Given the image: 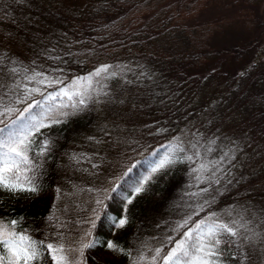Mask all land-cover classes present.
Listing matches in <instances>:
<instances>
[{
    "label": "trees",
    "instance_id": "trees-1",
    "mask_svg": "<svg viewBox=\"0 0 264 264\" xmlns=\"http://www.w3.org/2000/svg\"><path fill=\"white\" fill-rule=\"evenodd\" d=\"M216 1L223 2V0H26L24 3H17L16 0H0V9L11 8L16 16L14 20L17 21L15 23L0 14L1 35H5L4 29L10 28L13 33L7 35L16 42L14 48L17 55L27 57L29 60V56L43 60L46 63L45 68L55 72L60 79L55 86L46 88L31 102L25 103L14 118L0 123V158L6 153L14 155L9 153V146L27 136L31 141L28 151L30 162L28 165L22 164L21 168L28 169L25 174L32 179L37 191L46 193L51 190V184L55 179L66 180L74 167L72 163L77 159L81 149L83 151L80 145L89 138L85 133L89 132L91 127L98 129L105 119L104 104L101 102L97 104L95 100L92 102L93 99L88 100L93 87L88 84L87 87L80 85L78 88L80 80L87 79L102 66L112 68L125 65L128 68L114 77L107 74L108 71L97 76L94 81L98 88L119 84L124 78L134 76L136 71L133 67L152 68L160 73L161 81L163 79L164 83L178 85L175 92L182 93L185 95L184 98L188 97L186 103L190 104L192 113L196 115L187 120L184 127L186 124L198 123L197 119L202 126L206 113L211 110L219 122L217 129L227 127L228 122H233L237 132L264 142V66L258 65L259 61H255L245 72L233 76L221 70L227 52L213 48L212 38L219 28L207 20L211 5ZM230 3L233 7L235 5V8L245 9L246 13L252 14L263 7L264 0H230ZM41 21H46V25H50L47 26L48 30L43 29V25L39 23ZM258 29H264V26H259ZM38 44L40 49L36 51L35 46ZM209 64L213 66L208 72L202 71L204 72L202 75L201 69ZM247 87L250 88L247 90ZM178 88L181 89L177 91ZM237 89L239 91H236ZM182 90L185 92H181ZM66 100L70 101V106L62 105ZM40 125L44 126L39 127L37 131L36 127ZM46 139L50 146L41 154ZM161 146L127 167L115 181L113 192L108 194V198L101 206L102 212L96 228V234L100 236L95 237L98 245L104 247L109 242L117 245L116 250L119 254H124L125 258L130 257L131 261L128 264H162L169 252L166 243L157 250L151 248L142 250L139 244L134 249L130 246L137 242V235L155 230L158 219L167 221L174 216L175 213L168 215L172 211L170 206L168 209L165 208L169 200L167 195L177 188V184L185 182L189 174L188 156L191 153L188 154L185 147L178 142H169ZM247 152L246 148L242 161H252L254 158V154L248 157ZM162 160H168L170 163L164 169L153 172ZM156 175L160 176L159 182L164 183L160 187H154L152 184V179ZM164 176L168 178L163 179ZM252 179L260 186L264 185V172L263 175ZM253 185L256 184L250 180L245 186L238 188L241 190L247 187L245 190H248ZM137 188H141L142 191L137 193ZM233 191H237V194L234 195ZM233 191L231 194L234 196L225 193L221 195L217 204H228L235 198L242 197L243 189L240 193L238 190ZM152 192L155 195L162 194V199L159 198L157 202L152 203L150 195ZM226 195L228 196L224 197ZM260 195L258 193L250 195L249 200L253 201ZM48 201L49 198L40 196L31 199L25 206L15 207L14 204H10L11 206L6 209L8 223L12 220L17 221L14 227L11 225V229L16 233L23 232L36 242L34 247L38 249L40 255L36 261H30L29 264H53L52 253L47 249V242L42 235L43 230L47 229L41 228L42 218L46 214V209L41 207V203ZM123 218H127V223L120 227L119 220ZM188 228L189 226L185 230ZM206 233L207 230L203 232L206 236L204 241L191 239L187 243L195 245L218 238L221 242L215 246L217 254L210 257L212 264H243L235 253L231 244L232 236L229 233L223 229L217 230L213 237H208ZM144 250L148 252L142 256ZM0 259L3 260V264H8L6 249L0 251ZM87 261L95 263L96 256H87Z\"/></svg>",
    "mask_w": 264,
    "mask_h": 264
},
{
    "label": "rangeland",
    "instance_id": "rangeland-1",
    "mask_svg": "<svg viewBox=\"0 0 264 264\" xmlns=\"http://www.w3.org/2000/svg\"><path fill=\"white\" fill-rule=\"evenodd\" d=\"M235 7L230 0L216 1L207 15V20L219 28L212 38V46L227 52L221 70L230 76L245 72L255 61L264 66V29H258L264 26V5L252 14ZM13 12L11 8L0 9L2 16L16 23ZM39 23L48 30L50 25H46V21ZM4 30L5 35L0 32V123L14 118L25 103L60 81L55 72L45 68L43 60L30 56L29 60L17 55L14 48L16 42L7 35L12 32L11 29ZM35 47L36 51L40 49L39 44ZM212 66L207 65L201 72H208ZM109 68L107 74L114 77L128 67ZM133 69L136 71L134 76L107 87L98 88L94 81V78L106 73L104 71L96 75V70L87 79L78 82V88L88 84L94 88L88 100L104 104L103 124L98 129L91 127L85 133L89 138L80 145L83 151L81 149L72 163L74 167H71L70 175L66 180L55 179L50 191L42 194L39 190L9 192L0 188V223L11 228L6 210L10 204L25 206L31 199L44 196L49 201L41 203V207L46 209L41 228L47 229L42 234L47 245L63 246L68 256L75 261L82 260V264H128L130 257L125 258L119 251L109 249L107 243L104 247L98 245L95 237L100 236L96 234V228L101 206L127 167L160 145L178 142L191 155L188 156L189 174L185 182L177 184V188L167 195L169 200L165 208L170 206L172 209L168 215L175 214L167 221L158 219L156 230L137 235V242L130 245L131 248L139 244L142 250H157L166 243L171 251L177 243L186 240L188 232H192V239L204 241L206 236L203 232L208 231L209 225L227 224L236 232L235 236L231 235V244L241 262L264 264V185L260 186L252 179L264 172V142L237 132L233 122L217 129L219 122L211 110L206 113L202 126L197 119L198 123L184 127L185 122L196 115L186 103L188 97L175 92L177 86L174 84L161 81L160 73L154 69ZM57 105L61 106L60 103ZM62 105L67 107L71 103L66 100ZM246 148L248 157L254 154L252 161H242ZM4 158L5 155L0 160ZM166 178L168 176L163 177ZM152 180L154 187L164 184L159 182L160 176L156 175ZM250 180L256 185L248 190L243 188L242 192L238 187L245 186ZM233 190H240L244 197L241 195L228 204H217L221 195L230 194ZM256 193L261 194L260 197L249 200L250 195ZM150 195L152 203L162 199V194L152 192ZM197 225H200L199 229ZM84 243H91L92 247L84 249L81 258L78 250ZM1 250H5L2 245ZM147 252L144 250L142 256ZM90 255L96 256L95 263L87 261Z\"/></svg>",
    "mask_w": 264,
    "mask_h": 264
},
{
    "label": "snow or ice",
    "instance_id": "snow-or-ice-1",
    "mask_svg": "<svg viewBox=\"0 0 264 264\" xmlns=\"http://www.w3.org/2000/svg\"><path fill=\"white\" fill-rule=\"evenodd\" d=\"M17 3H24L26 0H16ZM101 71L106 72L107 66L102 69H98L96 75H99ZM83 103V101H81ZM59 123V121H56ZM40 125L36 127L39 131ZM27 141V143H26ZM31 141L27 136L15 142L9 146V153L14 155L5 154V158L0 160V188H3L9 192H36L37 187L32 182V179L25 173L28 171L27 168H21V165H28L30 158L28 156L29 145ZM48 142L45 141L41 149V154L47 151ZM170 163L168 160H162L157 168L153 169L156 172L160 169H164L167 164ZM137 193L142 191L141 188L136 189ZM131 203V201H129ZM127 223V218L119 220L118 226L123 227ZM204 222L202 221L201 224ZM10 224L14 227L17 221L12 220ZM200 228V225H197ZM217 229H223L230 235L235 236L236 232L229 227L227 224H213L208 226L206 235L213 237ZM192 239V232L186 233V240L176 244V246L168 252L164 257L165 264H212L210 257L217 254L215 246L220 244V240L212 239L207 243L198 242L195 245L188 244L187 241ZM30 237L26 236L23 232L16 233L11 228L0 223V245L7 250L8 264H29L30 261H36L40 253ZM42 243V242H40ZM47 249L52 253V259L55 264H82L81 261H75L67 255L63 246H54L48 244ZM92 247L91 243H84L78 250L79 255L82 258L84 255V249ZM109 249L115 251L117 245L109 242L107 244ZM159 251V250H158ZM0 264H3V260L0 259Z\"/></svg>",
    "mask_w": 264,
    "mask_h": 264
},
{
    "label": "bare ground",
    "instance_id": "bare-ground-1",
    "mask_svg": "<svg viewBox=\"0 0 264 264\" xmlns=\"http://www.w3.org/2000/svg\"><path fill=\"white\" fill-rule=\"evenodd\" d=\"M248 1H249V0H248ZM255 3H256V1L254 2V4H255ZM205 44H206V43H205ZM198 48H199V46H198ZM206 48H207V47H206ZM204 51H207V50H204ZM191 54H192V52H191ZM194 55H195V54H194ZM207 55H208V54H207ZM208 56H209V55H208ZM209 57H210V56H209ZM209 57H208V58H209ZM211 57H212V56H211ZM211 57H210V58H211ZM193 58H194V57H193ZM190 59H191V58H190ZM196 59H197V58H196ZM205 60H206V58H205ZM207 61H208V60H207ZM194 62H195V61H194ZM199 62H200V61H199ZM99 63H100V62H99ZM101 64H104V63L101 62ZM159 64H160V63H159ZM195 64H196V63H195ZM198 64H199V63H198ZM104 65H105V64H104ZM190 65H191V64H189V66H190ZM161 66H162V65H161ZM183 66H184V65H183ZM201 66H202V65H201ZM256 66H257V65H256ZM197 67H198V66H197ZM252 68H253V67H252ZM161 69H163V68H161ZM257 69H258V68H257ZM260 69H261V68H260ZM260 69H259V70H260ZM262 69H263V68H262ZM180 70H181V69H180ZM248 70H249V69H248ZM254 70H255V69H254ZM254 70H252V71H254ZM173 71H174V70H173ZM181 71H183V70H181ZM181 71H180V72H181ZM184 72H185V70H184ZM186 72H187V71H186ZM169 73H170V72H169ZM256 73H257V72H256ZM263 73H264V72H263ZM248 74H249V73H248ZM179 75H180V74H179ZM189 75H190V74H189ZM222 75H224V74H222ZM190 76H191V75H190ZM240 76H241V75H240ZM247 76H248V75H247ZM193 77H194V76H193ZM209 77H210V76H209ZM249 77H250V76H249ZM257 77H258V76H257ZM181 78L183 79L184 77H181ZM181 78H180V79H181ZM210 78H211V77H210ZM225 78H226V77H225ZM244 78H245V77H244ZM244 78H243V79H244ZM246 78H247V77H246ZM174 79H175V78H174ZM231 79H232V78H231ZM237 79H238V78H236V80H237ZM239 79H240V78H239ZM239 79H238V80H239ZM249 79H250V78H249ZM167 80H168V79H167ZM193 80H195V79H193ZM198 80H199V79H198ZM204 80H205V79H204ZM207 80H208V78H207ZM219 80H220V79H219ZM252 80H253V79H252ZM260 80H261V79H260ZM189 81H191V80H189ZM232 81H233V80H232ZM232 81H231V82H232ZM205 82H206V81H205ZM216 82H217V81H216ZM223 82H224V81H223ZM233 82H234V81H233ZM253 82H254V81H253ZM260 82H261V81H260ZM180 83H181V82H180ZM206 83H207V82H206ZM208 83H209V80H208ZM220 83H221V82H220ZM240 83H241V82H240ZM246 83H247V81H246ZM255 83H256V82H255ZM195 84H196V83H195ZM199 84H200V83H199ZM218 84H219V83H218ZM221 84H222V83H221ZM230 84H231V83H230ZM230 84H229V85H230ZM234 84H235V83H234ZM241 84L245 86L244 83H241ZM227 85H228V84H226V87H227ZM238 85H239V84H238ZM238 85H237V86H238ZM251 85H252V84H251ZM177 86H178V85H177ZM181 86H182V85H181ZM197 86H198V85H197ZM205 86H206V85H205ZM215 86H216V85H215ZM233 86H234V85H233ZM244 86H243V87H244ZM262 86H263V85L261 84V87H262ZM179 87H180V86H179ZM202 87H204V86H202ZM221 87H222V86H221ZM240 87H242V86H240ZM240 87H238V89H240ZM261 87H260V88H261ZM233 88H234V87H233ZM249 88H250V87H249ZM249 88L247 87V90H248ZM224 89H225V88H224ZM234 89H235V88H234ZM238 89H237L236 91H239ZM229 90H230V87H229ZM241 90H242V89H241ZM257 90H258V89H257ZM230 91H231V90H230ZM255 91H256V90H255ZM263 91H264V90H263ZM261 92H262V91H261ZM257 93H258V92H257ZM234 94H235V92H234ZM262 97H263V95H262ZM213 98H214V96H213ZM214 100H215V99H214ZM221 101H222V99H221ZM221 101H220V102H221ZM208 103H209V102H208ZM205 104H206V103H205ZM218 104H219V102H218ZM203 105H204V104H203ZM214 105H215V104H214ZM221 107H222V106H221ZM229 107H230V106H229ZM226 108H227V107H226ZM219 110H220V109H219ZM221 110H222V108H221ZM231 110H232V109H231ZM228 111H230V110H228ZM235 111H236V110H235ZM218 112H219V111H218ZM231 112H232V111H231ZM261 112H262V109H261ZM219 113H220V112H219ZM227 113H228V112H227ZM227 113H226V114H227ZM229 113H230V112H229ZM234 113H235V112H234ZM220 115H221V113H220ZM236 115H237V114H236ZM246 116H247V115H246ZM259 117H260V116H259ZM221 119H222V118H221ZM228 119H229V118H228ZM230 119H231V118H230ZM242 119H243V118H242ZM255 119H256V118H255ZM245 120H246V119H245ZM249 120H250V119H249ZM261 120H262V118H261ZM227 121H228V120H227ZM236 122H237V121H236ZM228 123H229V122H228ZM243 123H244V122H243ZM236 124H237V123H236ZM236 124H235V125H236ZM233 125H234V124H233ZM230 126H231V125H230ZM234 128H237V127L234 126ZM252 128H253V127H252ZM263 128H264V127H263ZM263 128H262V129H263ZM245 129H246V128H245ZM255 130H256V129H255ZM244 131H245V130H244ZM235 132H236V131H235ZM247 133H248V132H247ZM256 133H257V132H256ZM246 188H247V187H246ZM246 188H245V189H246ZM241 189H243V188H241ZM243 191H244V189H243ZM233 192H234V191H233ZM239 192H240V190H239ZM239 192H238V193H239ZM235 194H237V193L235 192ZM235 194H234V195H235ZM46 195H47V194H46ZM229 195H233V193H232V194L230 193ZM234 195H233V196H234ZM241 195H242V194H241ZM227 196H228V195H226V196H224V197H227ZM237 196H238V195H237ZM242 196H243V195H242ZM243 197H244V196H243ZM222 198H223V197H222ZM229 198H230V197H229ZM225 199H226V198H225ZM236 199H237V198H236ZM236 199H235V200H236ZM235 200H234V201H235ZM222 201H223V200H222ZM232 201H233V200H232ZM232 201H231V202H232ZM225 203H226V202H225ZM51 216H52V214H51ZM48 217H49V216H48ZM54 217H55V216H54ZM155 230H156V229H155ZM158 230H159V229H158Z\"/></svg>",
    "mask_w": 264,
    "mask_h": 264
}]
</instances>
